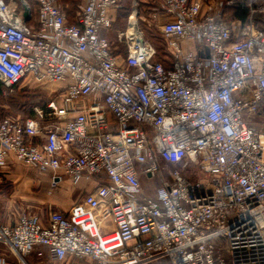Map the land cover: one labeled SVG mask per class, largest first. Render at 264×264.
Listing matches in <instances>:
<instances>
[{
  "label": "built area",
  "instance_id": "obj_1",
  "mask_svg": "<svg viewBox=\"0 0 264 264\" xmlns=\"http://www.w3.org/2000/svg\"><path fill=\"white\" fill-rule=\"evenodd\" d=\"M32 1L0 0V80L54 96L0 120V171L49 175L50 193L98 183L73 213L99 210L120 246L62 212H23L0 220V264L46 250L55 264H264V23L229 18L232 0H164L150 16L166 17L159 60L136 0L120 32L121 0H83L73 22L57 0Z\"/></svg>",
  "mask_w": 264,
  "mask_h": 264
},
{
  "label": "rangeland",
  "instance_id": "obj_2",
  "mask_svg": "<svg viewBox=\"0 0 264 264\" xmlns=\"http://www.w3.org/2000/svg\"><path fill=\"white\" fill-rule=\"evenodd\" d=\"M135 1V0H134ZM133 1V2H134ZM138 3L139 11L141 12L142 20L140 21V30L143 31L145 38L155 45L156 49H161L159 52L161 55H164V52L166 50L165 47V40L161 36L160 28L164 24L165 20L162 18V16L158 18H151V13L156 12H162V8L164 7V0H136ZM207 1H214V0H204ZM135 3V2H134ZM133 3V4H134ZM82 4V3H81ZM132 4V5H133ZM150 4V5H147ZM132 5L130 8H132ZM123 8V9H122ZM121 8V11H117L115 14V17L118 18V23L115 26V29L113 31L120 32L125 31L127 22L125 23L124 18V9L129 8V6L124 3L123 0V6ZM119 15V16H118ZM232 15L230 13L229 18H231ZM76 18V14H71L68 16V20H71V22L74 21ZM157 50V51H158ZM207 53H210L209 49H207ZM1 82V80H0ZM2 83V82H1ZM3 85V83H2ZM45 95L40 96L41 99L33 100L31 103H33V106L31 108V111L33 110V107L37 106L36 104H46L53 96L48 95V93H44ZM15 97V96H14ZM12 94H10L7 89L2 86V94L0 95V119L5 118H20V119H26L29 116H24L23 113H21L18 110V104L20 102H25V100H18L15 99ZM38 105V106H42ZM191 166H188V168L185 170H182V174L184 173L187 179H199L204 178L203 175H200V172L196 170L190 169ZM21 177H5L3 176L0 180V219L1 222L4 224H13L15 221H17L19 214L23 211L35 214L40 217H47L49 212L51 210H57L61 211L56 206L52 205L51 198L52 196L48 197L47 195V180L46 177H42V175L37 174L36 172L27 173L26 175H20ZM33 180V181H30ZM71 185H68V183L61 186L60 189H58L55 194L62 196L65 194L66 191H71ZM49 194V190H48ZM30 261L32 262L31 258ZM39 263V262H38Z\"/></svg>",
  "mask_w": 264,
  "mask_h": 264
},
{
  "label": "crops",
  "instance_id": "obj_3",
  "mask_svg": "<svg viewBox=\"0 0 264 264\" xmlns=\"http://www.w3.org/2000/svg\"><path fill=\"white\" fill-rule=\"evenodd\" d=\"M256 1L259 5L262 4V0H256ZM156 18L158 17L156 16ZM162 18L166 20V17H162ZM108 36L110 40H112L113 42V39L115 36L113 31L109 32ZM30 171L32 172L33 170L27 169L18 163H11L8 169L0 171V180L2 179L3 176L5 177L12 176V177L19 178L21 177L20 175H26L27 173H30ZM43 176L46 177V180H47V185H48L47 189L49 190V194L47 190V195L48 197L52 196L51 198V200H53L52 205L56 206L57 208L61 210V211L51 210V212H62L65 216H67L68 218L78 223L79 226L83 227L92 237H94V239H98L99 241H101L107 249H114L120 246L119 239H118V233H117V227L114 221L113 220H103L100 215L99 210L91 211V212L86 211V210H81V211H78V213L76 214L73 213V210L81 204L83 198L90 193L92 194V192L97 188L98 183L94 181L82 180L80 181V183L74 184L72 180H70L69 178H64L63 182L59 185V187L50 193V185H49L50 177L49 175H43ZM30 181H33V180H30ZM66 183H68V185H71L70 186L71 191L69 192L66 191L65 194L62 196L56 195L55 192L58 189H60L62 185ZM24 212L29 215H35V214L29 213L26 211ZM51 212H49L47 217H41L44 220V222H47V219L49 215L51 214ZM21 213H23V211ZM16 222L17 221H15V223ZM15 223L13 224L9 223L7 225L13 226L15 225ZM50 255L51 254H49V252L46 250L45 257H47V259L44 260L42 263L40 262L38 263L36 256L31 255L30 258L32 262L31 261L30 262L32 264H55L52 260L48 259ZM61 264H74V263L72 262L71 259H69Z\"/></svg>",
  "mask_w": 264,
  "mask_h": 264
},
{
  "label": "trees",
  "instance_id": "obj_4",
  "mask_svg": "<svg viewBox=\"0 0 264 264\" xmlns=\"http://www.w3.org/2000/svg\"><path fill=\"white\" fill-rule=\"evenodd\" d=\"M29 3L33 4L32 0H28ZM59 6L62 7V9L65 11V13L67 14V17L71 14H76V17L78 16L79 13V9L78 7L81 5V3H83V0H57ZM134 0H124V3H126L129 8H125L124 11V18H125V23L127 22L128 16L130 15L132 8H130V6L134 3ZM142 1V0H139ZM149 1H153V0H149ZM122 6H123V0H121ZM150 5V4H147ZM140 6V3H139ZM151 6V5H150ZM133 7V5H132ZM123 9V8H122ZM228 11L231 12L232 17L235 20H238L239 22H241L242 24H247L250 21V18L252 17V20L254 21V23L256 24V26H260L262 25V23H264V11L263 12H256L254 14H251V7H250V0H232V5L230 7L227 8ZM121 11V10H120ZM119 16V15H118ZM118 18L119 17H115V21H114V28L116 24L118 23ZM69 22H71V20H69ZM166 47V44H165ZM160 48L158 50V58L159 60H162L163 57H166V53L164 52V55H161L159 52L161 51ZM2 83L0 82V95L2 94ZM52 88H46V89H42V90H26V89H22L21 91H18L15 94H12L13 97L15 99H20V100H25V102H20L18 104V110L23 113L24 116H29L32 117L33 116V111H31V108L33 106V103H31L33 100L36 99H41L40 96L45 95L44 93H48V95L54 96V94L52 93ZM38 105H42V104H36ZM43 105H46L45 103ZM27 117V118H29ZM26 118V119H27ZM2 120V119H0ZM25 120V119H22ZM184 174V173H183ZM185 176V174H184ZM194 180V179H192Z\"/></svg>",
  "mask_w": 264,
  "mask_h": 264
},
{
  "label": "water",
  "instance_id": "obj_5",
  "mask_svg": "<svg viewBox=\"0 0 264 264\" xmlns=\"http://www.w3.org/2000/svg\"><path fill=\"white\" fill-rule=\"evenodd\" d=\"M25 13H24V18L25 21L28 22L31 19V11L30 8L28 6H25Z\"/></svg>",
  "mask_w": 264,
  "mask_h": 264
}]
</instances>
